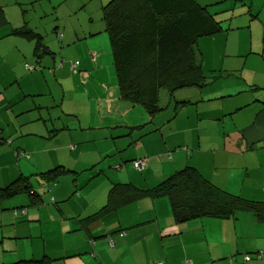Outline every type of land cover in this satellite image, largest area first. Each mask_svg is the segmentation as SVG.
<instances>
[{"label":"crops","instance_id":"crops-1","mask_svg":"<svg viewBox=\"0 0 264 264\" xmlns=\"http://www.w3.org/2000/svg\"><path fill=\"white\" fill-rule=\"evenodd\" d=\"M13 1L0 0V187L19 175H32L31 181L36 178L33 175L52 167L73 169L79 165L82 149L71 147L75 141L69 126L72 129L73 124L82 121L95 123L97 100L105 97L102 87L106 82H100L108 77L106 73L110 75L106 85L115 86L111 72L97 66L105 54L93 51L95 34L87 39L79 31L85 33L91 26L89 21H94L95 30H101V8L109 0H96L100 3L94 6L98 24L95 15L86 12L84 18L76 13L77 21L64 23L72 8H59L56 30L61 38L55 35L57 41L53 33L50 37L46 34L42 41L52 54L40 51L42 56L34 53V42L10 32L13 26H20L15 22L17 10H8ZM196 2L221 24L228 22L223 26L228 29L226 33L202 38L197 45L206 76L229 74L218 78L222 86L209 88L208 92H204L206 88L200 93L194 91L193 96L200 94L199 99L179 111L173 106V113L177 112L172 117L164 114L167 120L160 126H168L164 133L160 129V135L149 133L137 140L126 135L128 128L110 131L111 140H123V146L115 141L112 147L109 144L103 151L98 150L95 160L113 156L110 164L115 169L101 170L104 173L91 178L93 168L82 164L87 175L77 179L74 188L57 185L51 190L61 178L55 184L43 185L46 197L40 206L26 207L28 199L24 201L20 195L0 202V264L43 256L52 259L51 264H264V255L244 262L245 255L264 253V223H258L250 213H238L230 220L176 225L167 199L161 198L141 199L111 214H97L106 204L111 182L147 189L184 164L195 167L220 187L264 201V0ZM78 6L76 2L73 7L77 10ZM229 38L232 46L221 48L219 42ZM25 63H37L41 69L28 72ZM72 64L76 65L73 71ZM228 78H233L238 87L243 82L249 87L227 90L232 89L224 82ZM246 92H251L249 101L240 99ZM218 96L227 98L209 101ZM250 103L263 109L255 115L251 108L239 110ZM165 106L170 107L168 103ZM136 113L138 117L134 112L130 119L131 126L146 119L144 113ZM60 115L72 117L66 130L68 137H54L50 132L57 127ZM164 136L166 145L159 143ZM4 140L10 143L6 145ZM175 146L178 151L174 150L168 159L166 148ZM130 147L133 149L127 158L144 159V171L130 165L118 166L124 157L120 153ZM184 147L188 153L181 150ZM16 152H25L29 157L16 159ZM75 189L78 195L72 196ZM71 202L74 206H69ZM19 207L26 213L14 216L13 211Z\"/></svg>","mask_w":264,"mask_h":264},{"label":"trees","instance_id":"trees-1","mask_svg":"<svg viewBox=\"0 0 264 264\" xmlns=\"http://www.w3.org/2000/svg\"><path fill=\"white\" fill-rule=\"evenodd\" d=\"M11 9L17 10L15 22L20 23V26L17 28L13 26L10 32L34 42L33 47L36 49L34 53L39 52L40 54L42 51L41 54H46L50 51L49 46L42 41L46 34L53 33V38H56L57 41L58 38H61L56 30L59 27L58 19L52 17L46 11V7L41 9L40 14L35 19V13L26 3L15 0L8 6V10ZM55 10L56 8L52 14L55 13ZM2 18V23H5L6 18L3 15ZM101 20L103 27L94 34L104 32L108 37L114 73L112 78L115 86L103 85L105 99L97 100L98 105L101 106L99 118H103L101 111H108V115L111 116L112 110L109 107L114 105L117 118L115 116L112 118L117 119L123 129L128 128L129 132L126 134L127 136L130 135L131 138L136 137L137 140L144 138L149 134V132L143 131L148 124H155V129H157L163 123L164 115L159 113L165 110L166 106L159 104L161 90H165L168 95L170 93V96H173L176 91L181 89H205L219 77L229 75L206 76L202 71L201 54L197 48L198 41L205 37L226 33L228 29L226 30L207 11L206 7L201 6L196 0H109L101 8ZM50 23H52L53 30L52 28L49 30L48 25ZM49 53L52 54L51 51ZM36 64L25 63L24 68L28 72L38 71L41 68ZM218 98L224 100L227 97L218 96L209 101ZM193 104L187 101H175L174 107L175 110L179 111L184 106ZM261 105L250 103L249 106L245 105L239 110L251 108L255 115L263 109ZM135 107H141L143 111L135 109ZM138 110L142 114L144 113L146 122H142V120L131 126L129 124L131 118L129 117ZM175 110L174 114L177 112ZM234 112L236 111L233 110ZM158 114L160 116L156 118ZM228 115H232V112ZM71 119L58 122L55 128H53V123V129L50 131L53 132L52 135L57 137L56 135H59L64 129L68 130L65 125L72 122ZM157 120L161 122L157 123ZM231 123L235 125L233 121ZM166 139L165 136L162 137L159 143L166 145ZM4 141L6 145L10 143V140ZM174 150L178 151V146L171 149L166 148L165 155L168 159L171 158ZM181 150L186 153L189 151L185 147ZM129 155L130 153L127 156ZM127 156L124 154V157L120 158L119 167L131 162L133 169L138 170L134 164L136 161H143L145 167L144 159H129ZM15 157L20 159L29 156L25 152H16ZM110 157L107 156V158ZM114 161L118 162L116 159ZM111 162L107 164V168L112 167ZM97 166L98 163L91 165L93 168L91 178L104 173L101 170H105L103 168L105 162L100 165L101 168H97ZM185 166L147 189H140L131 183L111 182L107 192L106 204L97 214H111L121 207L141 199L165 198L170 206L173 223L176 225L199 223L211 219L230 220L238 213H250L258 223H264L263 200L248 198L238 192H231L213 183L195 167L189 164ZM142 170L138 171L141 172ZM66 174L77 175L70 167L58 165L33 175V177L39 179L44 185H50L55 184L57 179ZM31 177L32 175H19L8 185L1 186L0 202L25 195L29 202L26 207L42 204V196L33 188L30 181ZM73 180L76 181L75 178ZM78 190L75 189L72 196L78 195ZM19 208L13 214L14 216L26 213L25 209ZM253 255L260 259L264 253L257 252ZM251 257L253 256L245 255L244 262L250 261ZM245 258L248 259L245 260ZM52 261L47 256H43L39 259L19 260L12 264H51ZM186 264H191V262H186Z\"/></svg>","mask_w":264,"mask_h":264},{"label":"rangeland","instance_id":"rangeland-1","mask_svg":"<svg viewBox=\"0 0 264 264\" xmlns=\"http://www.w3.org/2000/svg\"><path fill=\"white\" fill-rule=\"evenodd\" d=\"M20 1L22 3H26L27 6L29 8H31V10H33V13H35L34 19L40 14L41 9L46 7V11L52 17H56L59 20L58 15L56 14L57 10L59 8H64V5H68L69 8L70 7L72 8V11H68L67 12V13H69L68 14L69 16H67L68 18L64 19V23L70 22V20L74 19L76 13L81 14L82 17L84 18L85 17L84 16L85 12L86 13H92L91 16H93V17L95 15V17L97 19V24L99 23V19L96 16L98 14V10L97 9L94 10V6L97 7V6L100 5V3L97 2L96 0H20ZM76 2H79V6H78L77 10H75L74 7H73ZM54 8H56V10H55V13L52 14ZM74 20L77 21L76 19H74ZM89 23H91V26H90L89 29L85 30V33L79 29L80 34L82 32L83 35L86 36L85 38H87V39L89 38V36H92L95 32H97V29L95 30V28H93L94 21L93 22L89 21ZM48 26L51 27L52 23H50ZM222 26H228V22H223ZM49 30H51V29H49ZM47 36L50 37L51 33H48ZM92 39L96 40V42L94 44L93 51L95 53H97L98 55H100L98 50L103 51V53L105 54L103 59H102V61H99L97 66L98 67H102V66L106 67L111 72V77L114 76L112 66L109 64L110 63V59H111V55H110V49H109V41H108V37H107L106 33H104V32L103 33H99V34L95 35L94 37H92ZM229 39L230 40H227L225 42H219L220 47L221 48H225L226 46L227 47H231L232 46V41H231L232 39L231 38H229ZM213 51H215V50L213 49ZM72 66H73V64L71 65V68H72ZM106 75L108 77L103 78L100 83H102V82L103 83L104 82L109 83L110 75L108 73H106ZM224 82H225V84H231V86H232L231 87L232 89H227V90L238 91L240 87H241L240 89L246 90L249 87V84L247 82L241 83L239 85V87H238L237 85H235V80L233 78L225 79ZM106 83H104V84H106ZM222 84H223L222 80L218 79V80L215 81V83H213L212 85L208 86L206 88L207 90H205L204 92H206V91L208 92L209 88H220L222 86ZM236 89H238V90H236ZM201 90L202 89H199V88L181 89V90H178V91H176L174 93V95H175L174 98H173V96H170V93L168 95L165 90H161L160 91L159 104L161 106H165L168 103L170 105V107H166V109L163 110L162 112H160L159 114L160 115L171 114V117H172V115H174V113H173L174 107L173 106L175 104V101H177V102H183V101L194 102L197 99H199V97H200V94H198L196 96H193L194 95V91L200 93ZM178 92H180V93H178ZM204 95H205V93H204ZM240 96H241L240 99H243V100H246V101H249L251 99V97H252L251 96V92H246L244 94H241ZM100 99H105V97L104 98H100ZM169 99H171V102H169ZM217 100H220V99H217ZM100 108H101V106L98 105V103H97L96 112H95V114H96L95 123H91V124L89 123L88 124L86 121H82V122L79 123V125L74 126L72 129H71V126H69V129H70L69 132H70L71 136H73V139L75 141V143L71 144V147H73V148H77L78 147L79 149H82L81 155H79V157H78L79 165L75 166L72 169L73 172L75 171L77 173V175L66 174V175L61 176L60 177L61 179L59 180V182L56 185H52L51 190H52L53 187H55L57 185H59L61 187H64L65 185H67V186H69L68 188H70V187L74 188V184L76 183L77 179L78 180H82L83 176L87 175V171H85L81 167L82 164L88 163L90 165H94V164L98 163L97 168H101L100 165L103 162H105V166H103V168L105 169V172H108L109 168H107V164L110 161H112L113 157L106 158V159H104L103 162H101L99 160H95L97 158V155H98V150L103 151V149H104L103 147H107V146H109V144H110V147H112L115 141L119 142L118 143L119 147L123 146V142H121L123 140H120L118 138H117L118 140L117 139L116 140H111V138L109 136V132L110 131H117V129H119L120 127L121 128L119 130L121 132H123L124 129L122 128L121 124L117 121V119L114 120L112 118L113 116H115L117 118V111H116V107L114 105L109 107L110 110H112L111 111V116L108 115V113H107L108 111L107 112L101 111V113L103 114V118L102 119L99 118V112H100L99 110H100ZM105 109H106V107H105ZM135 109H139V110L143 111V109L141 107H135ZM134 112H135L136 118H137L138 117V113H136V111H134ZM93 114H94V112H93ZM159 114L157 115L156 118H158V116H160ZM131 117H133V116H130L129 118H131ZM65 120H69V118H67L65 115H60L59 122H61V121L64 122ZM166 120H167V116H165L163 121L165 122ZM144 122H146V120ZM158 123H160V122H158ZM167 126H168V124H164L163 126H160L159 129L158 128L155 129V127H156L155 124L151 123V124H148L144 128L143 131L144 132H149V133L155 135V133L156 134L160 133L159 132L160 129H162L163 133H164L165 132V128ZM65 127H68V124H66ZM128 132H129V130L127 131V133ZM60 136H67L68 137L69 136L68 135V131H66L64 129L60 133ZM99 148H101V149H99ZM132 149H133V147L127 148L124 152H121L120 154H125V156H127L132 151ZM127 165L131 166V162H128ZM185 165L186 164H184V167H186ZM112 167H113V169H115V166H112ZM136 171H138V170H136ZM122 172H124V170H122ZM74 178L76 179V181L73 180ZM31 183H32L34 189H39V194H40V196H42V198L44 200V198L46 197V194L44 193V190H46V189L43 188L44 184L39 179H36V178H32ZM20 197L23 198L24 201H27V197L25 195H23V196L21 195ZM70 205L74 206L72 202L69 203V206ZM50 206H51V208H53V210H55V208H54V206L52 204ZM16 211L17 210L13 211V214ZM252 260H258L256 255H253Z\"/></svg>","mask_w":264,"mask_h":264},{"label":"built area","instance_id":"built-area-1","mask_svg":"<svg viewBox=\"0 0 264 264\" xmlns=\"http://www.w3.org/2000/svg\"><path fill=\"white\" fill-rule=\"evenodd\" d=\"M75 66L76 65H74L73 64V66H72V71L73 70H75ZM1 138V137H0ZM135 164V167L138 169V170H142L143 169V165H144V163H143V161H136V163H134ZM110 246H112V242H110ZM248 258H245V260H247ZM158 264H162V263H158Z\"/></svg>","mask_w":264,"mask_h":264},{"label":"clouds","instance_id":"clouds-1","mask_svg":"<svg viewBox=\"0 0 264 264\" xmlns=\"http://www.w3.org/2000/svg\"><path fill=\"white\" fill-rule=\"evenodd\" d=\"M1 137V136H0ZM1 139V138H0Z\"/></svg>","mask_w":264,"mask_h":264}]
</instances>
